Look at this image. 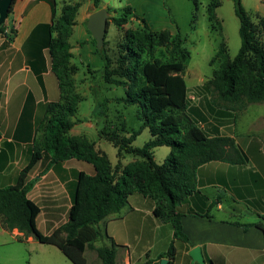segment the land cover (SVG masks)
Returning a JSON list of instances; mask_svg holds the SVG:
<instances>
[{"label": "trees", "instance_id": "1", "mask_svg": "<svg viewBox=\"0 0 264 264\" xmlns=\"http://www.w3.org/2000/svg\"><path fill=\"white\" fill-rule=\"evenodd\" d=\"M101 0H93L96 7ZM239 18L241 46L234 57L230 56L222 34L221 21L216 9L221 0H209L207 17L211 31L219 32L220 42L211 64L220 62L203 86L211 92L212 100L220 107L235 112L245 110L251 103L264 102V15L249 12L242 0H233ZM196 12L199 0H194ZM81 1H65L57 11L52 0V21L47 26V48L51 68L55 73L61 98L46 103L43 140L34 141L30 161L20 171L15 184L0 187V218L7 230L17 229L25 237L58 246L75 264H87L84 252L87 247L96 250L102 264H116L117 244L96 247L94 241L103 231L100 222L108 215L120 212L132 194L138 193L155 199V215L173 226L174 239L188 240L181 222L179 206L197 188V169L211 161L244 163L245 155L229 136H209L186 114L188 86L185 79L186 61L191 52L178 32L175 36L168 29L153 30L146 21L143 29L125 28L131 17V6H125L122 15L110 17L123 33L116 43L115 55L110 53L105 38L102 49L96 46L103 65L88 68L93 78L91 91L95 98L93 114L106 119L111 98L104 94L113 85L122 86L125 95L117 97L126 106L139 105L142 124L138 129L109 130L105 124L100 136L117 148L118 161L113 163L106 152L84 136L71 135L76 123L79 103L84 99L77 91L71 64L73 53L70 37L76 23ZM196 19V14L193 17ZM5 22L0 24V37L5 35ZM158 47H167L169 60L157 57ZM149 129L151 137L142 146L134 141ZM167 145L170 153L162 163L155 159L154 150ZM126 156L132 160L123 163ZM76 158L91 163L94 174L80 171L74 200L68 210L67 220L49 234H43L36 223L39 205L28 196L34 181L28 178L34 166L46 159L44 171L53 164ZM263 228L264 223H257ZM247 229L250 225L243 224ZM174 239L168 250L167 264H174L176 246ZM208 264H213L209 261Z\"/></svg>", "mask_w": 264, "mask_h": 264}, {"label": "crops", "instance_id": "2", "mask_svg": "<svg viewBox=\"0 0 264 264\" xmlns=\"http://www.w3.org/2000/svg\"><path fill=\"white\" fill-rule=\"evenodd\" d=\"M65 1H81L70 37L71 64L76 67L75 79L79 71L88 77L90 73H85L86 68L95 70L103 65L95 51L94 37L87 27L88 18L105 7L110 20L117 14L116 6L112 0H101L99 7L93 0H56L58 12ZM242 1L246 7L249 5V12L264 15V0ZM131 18L142 21V24L146 21L138 16ZM51 21L52 0H14L5 21L6 34L0 37V187L18 181L20 171L31 159L34 141L43 140L42 121L46 103L61 98L47 48V26ZM147 23L153 30L168 29L174 33L165 24L156 29L149 21ZM206 80L199 79L192 87L187 85L189 99L198 100L196 112L200 109L205 112L202 102L204 106L208 104L205 96L200 97L201 92L206 91L203 86ZM76 88L79 92L77 82ZM90 93L91 89L83 93V97L87 98ZM208 96L212 100L210 91ZM79 114L74 117L77 121L70 134L96 141L93 134L97 133V141L102 142L93 120L87 118L92 113ZM245 114L188 115L193 122L195 117L200 119L201 116L204 121L194 123L209 136L232 137L246 160L244 163L211 161L198 167L196 191L179 206L183 231L188 240L174 239L172 224L158 219L154 213L156 204L151 197L132 194L120 212L108 215L99 224H104L108 235L119 246L116 264H160L162 258L169 261L167 256L160 258L168 249L167 243L157 252H153L149 245L143 252L144 256L138 254L137 259L132 252L133 243L150 241V234H156L157 227L168 228L170 239H174V264H200L194 262L189 253L196 246L201 248L206 264L209 261L213 264H264V230L257 225L264 223V113H255L252 117H245ZM99 142L97 148L100 147ZM45 163L46 159L40 160L31 170L28 178L34 181V185L28 196L40 207L36 219L39 230L49 234L67 220L80 171L94 174L95 169L91 163L76 158L57 162L46 171ZM243 224L250 226L245 229ZM0 226L2 233H10L26 242L35 241L33 236L25 237L17 229L10 231L4 228L1 218ZM84 255L87 264H102L95 249L87 247Z\"/></svg>", "mask_w": 264, "mask_h": 264}, {"label": "rangeland", "instance_id": "3", "mask_svg": "<svg viewBox=\"0 0 264 264\" xmlns=\"http://www.w3.org/2000/svg\"><path fill=\"white\" fill-rule=\"evenodd\" d=\"M116 6V16L122 15L124 7L132 5L131 16H138L149 21L153 28L157 29V26L167 25L174 32L180 33L185 39L184 44L191 52L190 58L186 61L185 79L187 85L192 87L199 82V79H208L212 77L213 70L220 65L219 61L211 64L210 60L215 55L218 44L220 42L219 32L211 31L209 27V20L207 17V4L209 0H199V10L196 12L194 0H112ZM248 1V0H247ZM245 6V5H244ZM131 7V8H132ZM246 7V6H245ZM250 10L249 5L246 7ZM218 18L222 25V34L225 37L229 53L231 57H234L240 46L241 37L239 33L240 21L234 10L233 0H221V5L216 9ZM196 14L194 21L193 17ZM125 28L143 29L142 21H138L136 18L130 17V22L125 25ZM123 33L118 30L114 23L108 25L107 40L110 42L108 48L112 55H115L116 43L121 40ZM226 36L228 38H226ZM157 57L163 60H169V53L167 47H158L156 52ZM89 70L85 69V73ZM90 73V72H89ZM78 83V90L82 94L87 93L91 89L93 78L91 73L88 77L84 75L82 71H79V76L76 79ZM90 83V85H89ZM104 94L111 98L109 104V112L106 119H100L94 116L93 109L95 107L94 94L91 93L87 98H84L79 106L78 113L86 114L92 113L91 118L93 125L99 130L107 125L109 130L121 129L122 122H126L127 129L130 131L138 129L142 124L140 106L129 105L126 106L124 102H119L117 97L125 95V89L122 86L113 85L111 89H106V83L103 82ZM201 89V88H200ZM209 90L203 93L202 96L208 100L207 106L202 102L205 112L200 109V112H196L195 107L197 101L189 99L186 114L190 116L191 113H247L245 117H252L255 113H264V103H251L245 110L235 112L231 109L220 108L208 96ZM200 106V108H202ZM208 107V108H207ZM209 109V111H208ZM79 114V115H80ZM90 119V120H91ZM199 117H195L194 122H199ZM96 130V131H97ZM95 144H97L98 134L94 133ZM102 137V136H101ZM151 137L149 129H144L143 132L134 141L135 146H142ZM257 140L263 142L260 137H256ZM42 139V138H41ZM42 141V140H40ZM99 149L106 152L108 157L113 163L118 161L117 148L113 146L109 141L103 139L99 142ZM260 144V143H259ZM170 153V147L167 145L158 146L155 148V159L157 162L162 163ZM131 156H126L123 159V163L131 160ZM153 199V198H151ZM155 201V199H153ZM156 204V201H155ZM61 217L64 215H60ZM159 219V218H158ZM161 221V219H159ZM165 222V221H164ZM41 228L46 231L45 225L40 222ZM170 225V224H169ZM171 226V225H170ZM103 234L94 241L95 246L110 245L112 238L108 235L104 228V224L100 225ZM152 230V229H151ZM170 232L168 228L157 227L156 234H150V241H144L145 243L136 242L133 243L132 252L134 256L138 257V254L144 256L146 248L151 245L152 251L157 252L160 248L162 250L164 244L167 243V247L170 246ZM155 236V237H154ZM154 237V238H153ZM173 240V237H172ZM171 240V241H172ZM7 242V243H4ZM146 244V247L143 245ZM117 249L119 246L117 245ZM148 250V249H147ZM168 250V249H167ZM88 256V255H87ZM0 264H75L70 260L63 251L56 245L41 242L35 239L34 242H26L19 240L17 237H13L10 233H2L0 226Z\"/></svg>", "mask_w": 264, "mask_h": 264}, {"label": "water", "instance_id": "4", "mask_svg": "<svg viewBox=\"0 0 264 264\" xmlns=\"http://www.w3.org/2000/svg\"><path fill=\"white\" fill-rule=\"evenodd\" d=\"M14 0H0V24L4 23L8 18L9 12ZM109 11L103 7L93 12L87 22V27L95 38L96 46L102 49L105 44V38L108 31ZM190 255L193 261L200 264H206L204 256L200 247L196 246L190 250ZM168 259L162 258L160 264H167Z\"/></svg>", "mask_w": 264, "mask_h": 264}]
</instances>
